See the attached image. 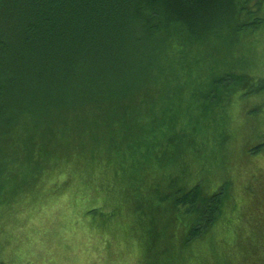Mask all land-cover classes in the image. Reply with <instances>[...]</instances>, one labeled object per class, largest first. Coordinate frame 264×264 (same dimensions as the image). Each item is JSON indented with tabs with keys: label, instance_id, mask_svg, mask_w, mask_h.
Wrapping results in <instances>:
<instances>
[{
	"label": "trees",
	"instance_id": "trees-1",
	"mask_svg": "<svg viewBox=\"0 0 264 264\" xmlns=\"http://www.w3.org/2000/svg\"><path fill=\"white\" fill-rule=\"evenodd\" d=\"M263 26L264 0H0L1 226L59 205L89 229L109 208L101 230L151 238L145 264H218V237L224 264H264L263 172L225 175L219 154L264 77L209 48Z\"/></svg>",
	"mask_w": 264,
	"mask_h": 264
},
{
	"label": "rangeland",
	"instance_id": "rangeland-1",
	"mask_svg": "<svg viewBox=\"0 0 264 264\" xmlns=\"http://www.w3.org/2000/svg\"><path fill=\"white\" fill-rule=\"evenodd\" d=\"M209 48L220 51L216 59H219L221 67L224 64L248 66L247 68L251 66L258 77H264V26L256 36L245 41L238 40L235 45L233 43L231 46H224L220 40H216L214 43L210 42ZM230 52L234 54L232 57L229 56ZM258 100H261L260 105H257ZM234 107L235 126L232 137L224 138L219 148L220 157L224 161V168L221 171L231 176L240 161L241 164H247L243 168L239 165L243 170L242 178L259 177L254 171L256 167L264 176V150L259 154L248 152V149L257 143L259 136L264 134V95L239 99ZM41 131L38 130L36 133L39 134ZM25 133L16 131L15 141H26ZM39 141L38 145L42 147L41 143L45 141ZM263 184L264 180L258 178L256 193L262 191L260 188ZM59 187L60 183L56 181V190ZM59 193L54 196L57 197ZM84 200L80 198L78 202L81 205L87 203ZM34 201L29 199L30 203L24 204L23 207L28 211L34 209L36 204L44 203L36 201L34 204ZM72 203H75L73 197ZM6 211L8 210H2L1 213L5 215ZM75 211L76 209L71 212L69 208L60 210L58 205L51 213L50 210L38 212L33 216L26 212L16 213L14 222L10 220L4 226L0 223V264H145L143 258L145 252L141 250L152 240L141 227L130 223L132 228L125 229L119 234L106 228L101 230L102 225L96 223L98 219L115 220L117 217L110 215L109 208H103L99 212L89 214L88 222L93 221L94 224L91 228L85 229L79 224L72 223L73 219L80 218ZM226 211L223 212V216L227 215ZM128 221L133 219L129 218ZM218 232L221 234V227H218ZM114 235L121 238L114 240ZM218 238L214 240L216 243L213 242L217 258L210 257L209 260H218V264H224L229 259L224 257L222 248H218ZM207 246L208 244L205 245ZM223 249L226 252L225 246Z\"/></svg>",
	"mask_w": 264,
	"mask_h": 264
}]
</instances>
